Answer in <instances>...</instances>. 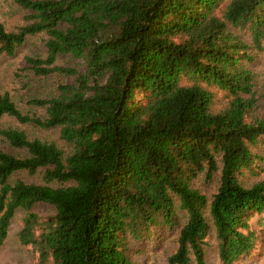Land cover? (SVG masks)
<instances>
[{"label": "trees", "instance_id": "obj_1", "mask_svg": "<svg viewBox=\"0 0 264 264\" xmlns=\"http://www.w3.org/2000/svg\"><path fill=\"white\" fill-rule=\"evenodd\" d=\"M25 21H0V54L39 32L36 75L56 93L21 111L0 92V118L57 127L66 148L0 125V245L18 230L40 264H141L143 240L179 226L171 264H208L209 212L222 264H237L264 225V180L239 176L264 146L251 63L264 42V0H15ZM245 34V35H244ZM64 58L58 62V58ZM41 171V182L13 175ZM219 173L209 195L196 183ZM49 205L51 212L37 205ZM186 213L180 223L179 211Z\"/></svg>", "mask_w": 264, "mask_h": 264}, {"label": "rangeland", "instance_id": "obj_2", "mask_svg": "<svg viewBox=\"0 0 264 264\" xmlns=\"http://www.w3.org/2000/svg\"><path fill=\"white\" fill-rule=\"evenodd\" d=\"M26 10L19 6L15 0H0V21L8 30H15L24 23ZM245 35V34H244ZM45 33L28 35L25 41L16 48L12 55L0 54V92L7 91L14 100L18 108L23 112L36 113L45 116V110L41 107L30 105L27 100L32 97H48L56 93V84L60 75H36L28 67L24 57L26 55H44ZM64 58H58V62H63ZM254 74L255 89L259 95L258 112L264 115V42L262 50L250 65ZM0 125L3 127H15L24 130L29 136H37L43 139L52 140L58 146L65 149L67 146L59 136L57 127L43 128L28 123H20L13 116L4 114L0 118ZM0 148L9 149V146L0 138ZM253 167L244 168L239 176L244 185L264 180V146L257 150V157ZM28 182H41V171L29 174L26 171H18L13 175ZM219 182V173H216L212 180L206 182L202 175L196 183L206 194L213 192ZM41 211L51 212L49 205L38 204ZM180 223L186 220L185 211L178 209ZM206 219L209 223L206 244L204 245L205 259L208 264H222L218 255V239L215 235V227L211 222L209 212L206 210ZM24 210L16 211L9 226L8 235L0 245V264H40L38 263L37 252L31 245H24L18 237V230L23 223ZM257 231L258 239L254 244L250 254L242 257L237 264H264V225L257 226L253 221ZM179 226L172 230L162 241L154 242L143 240L139 244L142 252L135 258L141 264H171L167 256L174 250ZM189 264H197L193 254Z\"/></svg>", "mask_w": 264, "mask_h": 264}]
</instances>
